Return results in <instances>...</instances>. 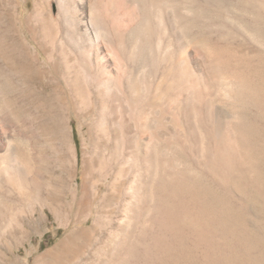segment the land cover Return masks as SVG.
Returning <instances> with one entry per match:
<instances>
[{
	"label": "bare ground",
	"instance_id": "1",
	"mask_svg": "<svg viewBox=\"0 0 264 264\" xmlns=\"http://www.w3.org/2000/svg\"><path fill=\"white\" fill-rule=\"evenodd\" d=\"M38 5L32 19L42 40L35 50L39 57L46 52L50 66L60 53L76 112L93 115L92 141L81 157L66 105L59 127L75 209L62 200L50 206L44 192L54 188L43 180L31 146L27 130L33 127L29 119L22 120L26 130L16 122L13 90L0 72V169L20 202L0 200V233L13 224L24 236L20 216L34 217L39 209L34 227L41 228L49 208L62 225H81L43 255L59 258L92 234L102 197L112 239L86 264H123L121 258L143 264L160 259L163 250L203 260L218 255L234 231L232 203L243 207L248 185L260 188L263 178L264 133L256 118L264 115V0ZM14 140L19 147L10 152ZM96 173L102 179L89 189Z\"/></svg>",
	"mask_w": 264,
	"mask_h": 264
},
{
	"label": "rangeland",
	"instance_id": "2",
	"mask_svg": "<svg viewBox=\"0 0 264 264\" xmlns=\"http://www.w3.org/2000/svg\"><path fill=\"white\" fill-rule=\"evenodd\" d=\"M37 6H39L38 0H0V72H2L4 78L9 80L10 87L13 90V108L19 115L16 122L22 125V129H25L27 127H25L22 120L29 119L27 126L33 127L28 128V132H26L32 141L31 146L33 150L35 149L34 152L37 151L35 156L38 160L40 159L41 162L39 163L44 166L43 180L52 183L51 185L54 188V190L48 191L49 193L44 192L45 198H47L50 206H57L62 200L66 209L70 207V203L73 204V209H75L72 193L74 187L67 188L69 180L65 164L67 159V151L65 152L67 147L65 148V146L67 144L62 142L59 122L63 118L64 110L67 106H70L73 113L72 125L75 129V141L82 157L83 148H90L91 145L92 137L89 123L92 121L93 115H90L92 113L88 114L89 116L81 115L76 112L70 94L71 89H69V85L64 78V67L61 63L60 53L55 52L51 66L46 62V52H43L40 57L38 56L35 46L37 43H41L42 36H39L41 34L37 27L38 24L35 22L36 19H32ZM256 119L261 125L260 130L264 133V115H260ZM31 121L34 125H31ZM262 138L263 141L264 136ZM18 147L17 141L14 140V146L9 150L12 152V148L14 151ZM262 160L264 161V156ZM260 167L261 171L259 170L258 174L261 173V176H258L263 177L260 188L255 187L256 191L255 188L249 186L250 184L248 185L249 202L243 204L244 208L239 201L232 203L235 210L231 216L230 228H234V231L229 230V232H232L229 234L227 247L224 246L218 255L203 260L199 256L191 258L183 254L181 258V254L176 250H163L160 259H158L159 257H153V260L144 258L143 264H264V162ZM7 174L5 168L0 169V186L3 191L0 193V200H13L17 205H20L17 199L18 196L14 193L10 194L7 185ZM94 176L92 182L89 183L90 186L88 185L89 189H96V182L102 179L99 178L101 177L99 173L94 174ZM109 180H111V177ZM100 192L103 195L105 190L102 189ZM101 198H99L100 201L95 202L94 215L91 220V232L92 230L93 232L89 234L90 237L81 240L76 249H73L70 253L63 254V256L56 259L48 257L44 259L43 255L55 248L68 234L76 231L81 225L75 221H72L70 228L62 225L48 208L45 211L46 214L48 213V217L45 218L42 227L35 228L34 218L36 219L42 213L41 209L37 210L36 215H33L34 217L24 213V216L22 218L20 216L19 219L20 223H23L26 228L24 236H21L20 231H18L19 227L13 224L4 227V230L0 233V264H42L46 261L48 264L94 263L97 255L104 249V244L107 245L112 239L107 230L109 225H107L104 216L102 217L106 204L101 201ZM13 212L15 216L16 213L19 214L16 208ZM110 214L113 218L112 227L116 230L117 223L114 222V219H118L119 212L115 209L112 212L110 211ZM174 251L179 256L173 255ZM171 255L173 256L171 257ZM87 259L88 261H86ZM123 259L121 258L123 264L130 262V259L127 262ZM155 260L157 261L155 262Z\"/></svg>",
	"mask_w": 264,
	"mask_h": 264
}]
</instances>
